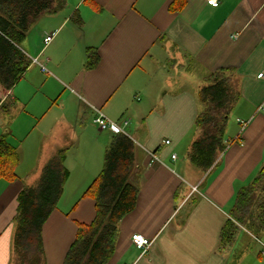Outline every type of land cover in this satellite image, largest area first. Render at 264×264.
<instances>
[{"label":"crops","instance_id":"obj_1","mask_svg":"<svg viewBox=\"0 0 264 264\" xmlns=\"http://www.w3.org/2000/svg\"><path fill=\"white\" fill-rule=\"evenodd\" d=\"M172 2L179 8L171 10ZM19 48L45 68L31 61L9 91L0 90V135L7 133L19 156L15 178L0 179V264H12L19 192L59 151L68 174L41 227L44 264H63L78 225L94 218V200L83 193L112 133L94 122L97 110L133 140L130 181L138 187L105 264H264L241 227L219 249L236 192L264 160V0H219L216 7L205 0H65L34 19ZM88 48L97 52L93 67L86 66ZM218 69L238 77L234 107L242 103L247 116L240 130L228 131L227 121L226 149L201 171L187 158L197 92ZM147 151L160 162L149 164ZM132 234L150 245L136 247Z\"/></svg>","mask_w":264,"mask_h":264},{"label":"trees","instance_id":"obj_2","mask_svg":"<svg viewBox=\"0 0 264 264\" xmlns=\"http://www.w3.org/2000/svg\"><path fill=\"white\" fill-rule=\"evenodd\" d=\"M65 0H0V90L5 93L20 79L31 59L19 48L34 19L61 10ZM180 3L173 2L171 10ZM86 66L97 63V52L86 51ZM230 69H218L203 78L197 97L200 109L193 124L196 138L187 153L189 162L206 171L224 152L226 125L230 111L240 98L239 85L232 82ZM135 144L127 133L112 132L98 174L83 195L94 200L95 215L90 223L78 225L63 264H105L114 249L117 225L135 207L138 187L130 181L134 167ZM62 151L50 158L34 185L24 186L17 197L13 216L12 264H44L41 227L56 206L68 174ZM19 156L0 135V179L15 178ZM243 228L252 235L264 236V160L252 180L235 195L230 218L219 236L220 251L234 241ZM254 240V239H253ZM260 254V252H259Z\"/></svg>","mask_w":264,"mask_h":264},{"label":"built area","instance_id":"obj_3","mask_svg":"<svg viewBox=\"0 0 264 264\" xmlns=\"http://www.w3.org/2000/svg\"><path fill=\"white\" fill-rule=\"evenodd\" d=\"M205 1L211 7H216L219 4V0H205ZM51 39H52V35L47 34L44 36L43 41L45 44H47ZM31 60L32 62L38 64L41 68L43 69L45 68L43 64L40 61H38L36 58H32ZM261 76L264 77V72H262ZM94 122L96 123L98 128L101 130L107 129L111 132L126 133L121 125H119L117 122L107 119L99 110H97V115L94 119ZM123 124L125 125L126 121H124ZM166 142L168 143V141ZM147 154L149 156V164H152L154 162H160V159L154 152L147 151ZM172 158L174 159L175 155H172ZM251 236L259 244L260 256L262 259H264V241L252 234ZM131 241L136 247L141 248L143 250H145L151 243V240L143 237L140 234H132Z\"/></svg>","mask_w":264,"mask_h":264},{"label":"rangeland","instance_id":"obj_4","mask_svg":"<svg viewBox=\"0 0 264 264\" xmlns=\"http://www.w3.org/2000/svg\"><path fill=\"white\" fill-rule=\"evenodd\" d=\"M186 70L189 71L188 69H186ZM230 78H231L232 82H235L237 85H239L238 84V80L239 79H238V77L236 75L232 74ZM241 105H242V103H238V105L235 106L230 111L229 117H228V126H229L228 127V131L230 129H233V130H238L239 129L240 130V127L242 125H244L243 123H244V120H245L247 115H245V112H243V109L241 108L242 107ZM259 109L264 111V104ZM129 133H131V132H129ZM227 134H228V136H231V134H229V132Z\"/></svg>","mask_w":264,"mask_h":264}]
</instances>
